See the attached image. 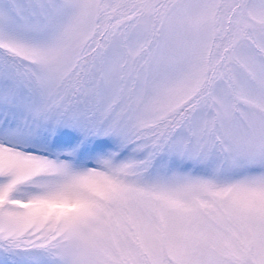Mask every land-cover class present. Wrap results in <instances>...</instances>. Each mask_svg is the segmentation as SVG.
<instances>
[{"label":"snow or ice","instance_id":"1","mask_svg":"<svg viewBox=\"0 0 264 264\" xmlns=\"http://www.w3.org/2000/svg\"><path fill=\"white\" fill-rule=\"evenodd\" d=\"M0 264H264V0H0Z\"/></svg>","mask_w":264,"mask_h":264}]
</instances>
